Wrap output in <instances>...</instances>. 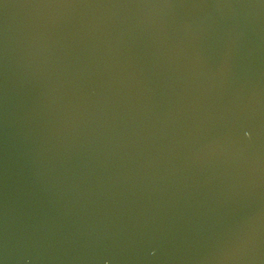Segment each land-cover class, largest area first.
<instances>
[{
	"label": "water",
	"instance_id": "obj_1",
	"mask_svg": "<svg viewBox=\"0 0 264 264\" xmlns=\"http://www.w3.org/2000/svg\"><path fill=\"white\" fill-rule=\"evenodd\" d=\"M0 264H264V0H0Z\"/></svg>",
	"mask_w": 264,
	"mask_h": 264
}]
</instances>
